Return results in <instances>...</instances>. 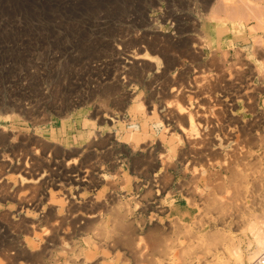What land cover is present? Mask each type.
<instances>
[{
  "label": "bare ground",
  "instance_id": "obj_1",
  "mask_svg": "<svg viewBox=\"0 0 264 264\" xmlns=\"http://www.w3.org/2000/svg\"><path fill=\"white\" fill-rule=\"evenodd\" d=\"M203 1H204L203 5L205 8L204 9L205 13L202 16L210 24L211 33L202 29L204 27V25L201 28L202 30H199L198 29V23H196L197 21L193 22L191 24H189V22H188V24H186L185 23L186 20H194V18L192 17V14H184V15L180 14L179 15L178 13L177 14L168 13L169 15L167 14V18L165 21H168L170 23V25H174L176 27V29L174 28L178 34L176 37L175 36L174 37H171V36L167 37V35H164L162 33V31H160L158 28H154L153 26L151 27L152 29L151 28L148 29L147 27H149L154 22L153 21L152 23H149V24H142L140 28H143V30L140 34H137L135 36L124 35V36H121L120 39L115 38V40L111 41L110 44H111V48H112V59H111V61L109 60L110 63L108 61L109 71L107 73L108 76H106V77H108V79H107L108 82L110 81L109 87L111 86V89L108 91V93L106 91V93H107L106 100H105V102L100 103L101 106L98 107V109H95L96 112L94 113L93 117L98 122L104 123V122L109 121L113 124V128L120 129V131H122L125 139L127 140V144L130 145L129 146L130 148L128 147L129 150L126 148L124 150V152L127 155L128 154L132 155V154H135L137 152L142 153V155L144 156L143 160L147 161V163L145 164L147 168L144 167L145 169H143L146 172L145 173L146 175H143L144 173H141L142 175H140V178H142V177L146 178L148 187L153 188V190H154V188L158 189V192L165 191V190L169 189V187L167 188V186L172 184V182H173V178H172L173 176L171 177V174H169V173L171 170L177 171L179 168V165H181L183 167V170H184V172L182 170L181 173L191 172L193 175V178L190 176L192 178V180H190L191 183H189V185L186 183L188 180L185 182L188 185L187 187L189 190L190 197L195 198L196 194H199L198 185L201 182H204L205 185L209 186L212 189V191H210V193H208V195L207 194L205 195L206 197H203L202 194L198 195V196H202V198L198 199V200L201 201V204L204 203L203 205H205V206H203V205L202 206L204 208H206V213H207V211L209 212L211 210L216 211L218 214H220V215H218V216H220L219 223L221 221L226 225H227V223H225L226 221H228L230 219H234L233 223L235 226L236 220H241V219H239L241 217V216H239L241 213L239 215H238V213L241 212V210L243 208L242 204L238 203V201H240V199H238V197L240 196V192L235 191L236 195L235 196L232 195L231 198L228 197L229 199L227 198V200H226L224 198L219 199L216 196V191L218 190V193H221V195H225L222 193L224 190V189L222 190V188H224L226 186V185L224 186V184H226V183L222 182V181H224V180H222V178H223L222 173L223 172H225L226 174H230V178H231V184L230 185H232L230 187H233L235 184L236 189L238 186L241 187V186H245V185H249V184L253 185V189H254L255 187H258V186L261 187V185L263 184L262 182H264V126L262 127L261 126L262 124L259 125L260 123L258 124L257 121H255V122L252 121V123H250V121L247 122L246 120L236 119V117L233 115L234 108L236 107V105H238L239 102H245V105H248L252 109L254 107L258 106L257 98L255 95V89L253 88L254 84H252V80L256 77V75H258L256 73L258 72L261 74V71L259 72L258 68H255V67H254L255 69H253L251 67V65H253V64H251V62L248 63L249 61L248 62L245 61V63H244L242 61L239 62V60H238L239 63H236L237 61L234 60L235 64L234 63L229 64L231 61L228 60L229 56H227V55H230V54H228V48H226V47H229V45H231V43L233 42V40L230 39L231 38L230 31L238 34V36H239V35H241V29H243V31L246 30L244 24L242 23V18L240 19V15L242 13L237 12V11H236L237 13H235V11H234V13H229L228 11H224L225 7H223V6H222L223 10L220 7L221 10L212 11L214 8H212L210 10V5H211L210 0H203ZM225 1H228V0H225ZM238 1H236V2H238ZM230 2H232V0H230ZM190 3H191V1H190ZM225 3H228V2H225ZM196 4H198V3H196ZM230 4L232 5V3H230ZM178 5H180V4H178ZM178 5H176V6H178ZM203 5H201V7ZM217 5H218V3H217ZM236 5H237V3H236ZM219 6H218V8H219ZM237 6L239 7V5H237ZM153 8H155V7H153ZM180 8H181V6H180ZM193 8H195V7H193ZM169 9L171 10V8H169ZM169 9H168V11H169ZM157 10H158V8H157ZM237 10H239V9H237ZM240 10L243 11V9H241V8H240ZM197 11H199V10H197ZM178 12H179V10H178ZM249 12H251V11H249ZM238 13H240V15H238ZM200 14H201V12H200ZM249 14H251L252 16L255 15L252 12ZM246 15H248V14H246ZM145 16H147V15H145ZM154 16H156V15H154ZM256 16L257 15L253 16L255 18V20L257 19ZM248 17H249V15H248ZM253 17H251V18L254 19ZM245 20H244V23L247 24V22H245ZM149 21H151V20H149ZM251 21H253V20H251ZM248 22H250V21L248 20ZM257 22H258V19H257ZM159 25L162 26L163 24H159ZM254 26L255 25H253V27ZM250 27H252V26H250ZM250 29L252 30V28H250ZM255 30H257V29H255ZM252 31H254V29ZM252 39L253 38H251V40ZM132 49H135V50H132ZM206 49L210 51L211 54L209 53V55H211L210 56L211 58L209 59V61L202 62L201 60H202V57H204L203 54H204V51ZM236 51L237 50L235 49V54H236ZM251 53L253 54V52H251ZM110 54H111V52H110ZM253 56L255 57V54ZM235 58H238V57L236 56ZM107 59H108V57H107ZM248 60H249V58H248ZM260 63L262 64L261 61H260ZM154 69H157L156 73H153ZM174 70H175V74H173ZM104 72H105V70H104ZM99 76H97V77L99 78ZM62 77H64V76H62ZM101 77H103V76H101ZM76 78L77 77H75L73 79L76 80ZM96 78H95V80H96ZM262 78H264V77H262ZM259 79L260 78H258V80ZM13 80H14V82L22 80L26 83L28 81H31V78L24 76V78L18 77L16 80H15V78L10 79L11 82H13ZM76 81H78V79ZM76 81H74V82L76 83ZM102 82H104V81H102ZM97 83H99V82H97ZM135 84H140L148 92V95H147L148 99L146 100L148 108H146L147 105L145 102L140 101V104L144 107V111H143L144 112V120L142 123L139 122L135 118H133L130 122L125 120V118H124L126 101L133 97L132 94L129 92L130 90H128V88L132 87V86L133 87L136 86ZM60 85L62 86V83ZM93 85H94V83H93ZM93 85H92V87H93ZM76 86H77V84H76ZM89 86L91 87L90 84H89ZM101 86H102V84H101ZM101 86H100V88H101ZM107 86H103V87L107 88ZM74 87L75 86H73L72 88H74ZM90 87H88V88H90ZM76 88H78V87H76ZM95 88H96V85H95ZM68 89H71V87ZM68 89H67V91H68ZM79 89H80V86H79ZM21 90L22 91H20L18 89V92L20 91L21 96H22V98H19V99L13 98L14 96L16 97L17 92L12 91V89L9 90V92L10 93L14 92L12 94L13 97L9 96V98L7 99L4 96H0V122H3L5 125L4 127L2 125H1L2 127H0V168H2L1 170H7V172H9V173L10 172L11 173L16 172L19 175V177L22 178L24 181L23 185H20L22 187H16V189L20 188L19 190L10 191L11 190L9 188L10 186L8 187L7 182H6V184H4L3 179H2L3 177H6V175L4 176L3 173H2L3 175L0 173L1 174L0 175V202L1 203L2 202L8 203L9 201L15 202V205L18 207V209L21 212V216L23 215L22 217H20L19 220H17L15 218V216H13V214L10 215V213L9 214L8 213L7 214L0 213V264H29V263H32V264H40L41 263L42 264L43 263L42 260H43V258H45L44 255L47 256L46 252H48V250H51L53 247H57L58 244L60 246L61 245L64 246V242L70 234V231L68 229H65L66 221H68L69 219L72 220L74 223H77V224L82 222L81 223L82 226H80V229L84 230V231H85V229L90 227V225L92 226V223H94V222L99 223L100 226H104V227H106V226L108 227L110 224H111V226H113L112 222H114V224L116 223L115 224L116 227H115V225H114V227L117 228V231L119 230L121 232V236H120V232L119 233L117 232L119 234V237L117 238V240L114 239L115 240L114 242L111 241V243H113L115 245L118 244L117 246H119V243H122V239L123 238L125 239V237H122L123 234L125 235L129 231L131 232L136 228L135 227L136 225L135 226L133 225L134 223L133 224L131 223V225L129 223L128 224L126 223V220L128 219V211L125 210V207L123 209L121 205H120V207H118L117 204H116L117 207L114 205L115 203H118V204L120 203V200H118L117 196H111L110 195L112 198L111 201H112L114 207H112V206L109 207L108 203H106L105 205H104V202H103V204L100 203V200H99L100 197L98 195H97V197L95 196V197H92L88 200L86 198L87 190L89 191L90 189L91 190L94 189L96 191V189L98 190V188L104 184L110 185L113 189L116 187L115 183L111 184V182H113V181L109 182L106 178L103 177L104 175L101 177H98V174L103 171L102 170L103 166H102V169H100V166H98L100 164V160H98L96 165L94 163L95 160H94V162L92 161L94 163V165L88 167L87 165H89V164H87V163H90V162L86 163L85 160L75 158L74 157L75 154L74 155L67 154V153H63L60 155L55 154V155H53L54 159L53 158L49 159V160L45 159L46 158L45 156L47 155V151L53 152V150H52L53 147L48 146V144H46L44 142V140H42L41 137L39 136V132H40L39 131V124L47 122L48 119L46 118V116H43V118H41V119H39L40 117L38 118L37 114L41 115L42 113L35 111V110L33 111L35 106L33 105L32 100L29 101V99L27 97V95H29V93L27 92L28 88L26 89L24 87ZM74 90H76V89H74ZM85 90H86V87H85ZM42 91H44V90L42 89ZM51 91H53V90H51ZM51 91L49 90V92H51ZM31 92H32V90H31ZM54 92H55V90H54ZM59 92L61 93V91H59ZM88 92H89V90H88ZM88 92H87V95L85 93H83L86 96L81 98L82 102L80 104H79V101L78 102L73 101V102L75 104L77 103V105H88V104H90L91 99L94 97V96L92 97V94L94 91L91 90V93H90L91 95H89ZM147 92H146V94H147ZM42 93L44 94V92H41V95H42ZM56 93H57V91H56ZM56 93H55V95H56ZM71 94L72 93H70V95ZM52 95H51V97H52ZM55 95H53V96H55ZM102 95H103V93H102ZM21 96H19V97H21ZM65 96L66 95H64V97ZM75 96H76L75 98L73 97L74 99L77 98V94ZM100 96H101V94H100ZM115 96H118V97H115ZM29 97L31 98L32 96H29ZM51 97H49V98L51 99ZM42 98H43V96H42ZM69 98H71V97L69 96ZM40 99H39V101H40ZM46 99H47V101L49 100L48 97ZM44 100H45V98H44ZM66 101H68V100H66ZM263 101L264 100H262V103H263ZM59 103H64V102H58V104ZM69 103H70V101H69ZM36 104L39 105V103H36ZM109 104L110 105L112 104L114 109H110ZM53 105H57V104L55 103ZM70 106H71V108L68 106L69 108L66 107L65 109L63 107L64 110L60 109V113H58V114L60 115L61 118L63 117L65 119H69L71 117V112L69 110H74V109H72V107H75L76 105H70ZM98 106H99V104H98ZM243 106H244V104H243ZM60 108H62V107H60ZM42 109H44V107ZM146 110H149V113H146ZM249 110L250 109L248 108V113L250 112ZM252 111L255 113L254 110H252ZM257 111H259V110H257ZM244 112H247V111L244 110ZM228 113H231L232 115L230 116ZM259 114H261V113H259ZM256 115H254V117ZM90 118H92V117H90ZM259 118L261 119V117H259ZM261 121H263V120H261ZM22 123H25V124L28 123L32 128H35L34 131L36 132V134H34L33 136H30L29 135L30 133L28 135H24L22 131L16 130L17 125L22 124ZM161 126L164 129L163 132H165V135H164L165 138L162 139V141L159 140L161 142L159 144H162V146L155 148L156 139H157V138H155V136H156V134H157V132ZM8 127H12L13 130L9 129ZM93 133L94 132L91 131L90 136H92ZM121 136H122V134H121ZM108 137L110 138V136H108ZM108 137H106L107 139L101 140L100 142H102V141L104 142L105 140H106V142H108V139H109ZM166 137L169 140L168 141L169 146H164ZM92 138L93 137H91L90 139H92ZM112 138L113 137H111V139ZM176 139L183 143L182 148L179 150L177 149V146L175 145ZM95 141H96V139H95ZM96 144L95 145L92 144L93 146L88 145V147H86V148H88V151H91V152H97V148L100 149V147L102 149V146H97ZM224 144H233V148L231 149V151L222 150V146ZM107 145H109V143H107ZM118 145H119V143H118ZM110 147H111L110 145H109V147L106 146V148H110ZM7 152H12V154L13 153L14 154L22 153L20 156L23 159L22 162L24 161L25 163L23 162L22 165H16L15 166L13 163V160L9 158L10 156H6L7 154L9 155V153H7ZM90 154L91 153H89V155ZM92 154H94V153H92ZM96 154H98V153H96ZM85 155H87V154H85ZM89 155H87V156H89ZM106 155H104V156H106ZM83 156H84V154H83ZM98 156H96V157H98ZM11 157H12V155H11ZM50 157L51 156H49V158ZM79 157H82V156H79ZM89 157H86V158H89ZM96 157H94V158H96ZM17 158L15 161H17ZM117 158L115 157V159H117ZM127 158H128V156H127ZM135 159L137 160V158H135ZM174 159H176V162H174ZM113 160H114V158H113ZM126 160H128V159H125V161ZM143 160H141V161H143ZM87 161H89V160H87ZM101 161H104V160H101ZM132 161H134V160H132ZM119 162H120V160H116L115 162H112V164H110V165H112V170H114L113 168L118 166V164L122 163L123 160H122V162H120V163ZM108 167H110V166H108ZM138 167H136V168H138ZM199 167H202L205 169H202ZM119 170H118V172L120 173ZM138 170L142 171V169H140V168ZM215 170H218V172H216ZM133 171H135V169H133ZM2 172H5V171H2ZM150 172H152V174L155 173V175L152 177V175H150ZM6 174H8V173H6ZM137 174H139V173H136V175ZM116 176H117V174H116ZM123 178L125 179L124 181H126L127 183H131V181L129 179H127V177H123ZM191 178H189V179H191ZM6 179H4V180L6 181ZM227 179H229V178H227ZM117 180H116V183H117ZM120 180H122V179H120ZM146 180H145V183H146ZM190 181H188V182H190ZM180 182H181V180H180ZM122 183H120V184H122ZM176 183H177V181H176ZM178 183L176 185H178ZM8 184L10 185V183H8ZM124 184H126V183H124ZM122 186H124V185H122ZM119 187H121V185ZM260 187H258V188H260ZM263 187H264V184H263ZM121 188H123V187H121ZM227 188H228V186H227ZM181 189L185 190L184 188H181ZM260 189H259V191H260ZM147 190H146V192H148ZM172 190H170V192ZM220 190H222V191L220 192ZM233 190H235V189H233ZM243 190L241 192V193H243V194H241L242 196H244L246 194V193L244 194ZM262 190H264V189H262ZM117 191H118V189H117ZM200 191H202V190H200ZM204 191H206V190H204ZM151 192H152V190H151ZM170 192H169V194H170ZM153 193H154V191H153ZM202 193H203V191H202ZM252 193H254V192H252ZM154 194H156V193H154ZM166 194H168V193H166ZM151 195H152V193H151ZM151 195L149 194V199H150ZM221 195H218V196H221ZM250 195L254 196L253 194H250ZM146 196H148V195H146ZM182 196L184 197V195H182ZM246 196H244V197H246ZM145 197L144 198L142 197V198L145 199ZM107 198L109 199V197H107ZM185 198H187V197H185ZM249 198H250V196H249ZM249 198L247 197V199H249ZM76 199H82L83 201L85 200V202L78 205V203L73 202V200H76ZM151 199L153 200V197ZM164 199H162V200H164ZM253 199L255 200V198H253ZM256 200H258V199L256 198ZM105 202H106V200H105ZM155 202H156V200H154V202L151 203V205H149V207L147 209V211H152L151 216H149L151 220L155 219L156 213L161 214L162 213L161 211L163 209L162 208L163 206L162 207L161 206L155 207V204H156ZM66 203H68V208H69V209H67L69 212L67 214L70 215V216H68V218H67V215H65L66 217L64 216V212L66 210L65 209ZM260 203H261V201L259 202V204ZM120 204H122V203H120ZM198 204H200V202ZM232 204H234V205H232ZM110 205H111V203H110ZM188 205L189 206H196L195 202H193V201L191 203L188 202ZM200 207H201V205H200ZM127 208H130V207H127ZM145 208H147V207H145ZM250 208H251V206H250ZM41 209L43 212L41 213V215L39 217H36L37 212L40 211ZM259 210H260V208H259ZM198 211H199L198 213L201 215L202 213H200L199 209H198ZM203 211H205V210L203 209L201 212H203ZM235 211H238V213ZM109 212H112V214H113V221H111V219H109V220L106 219L107 220L106 222L102 221L105 219V218L104 219L102 218V217H104V213H109ZM245 212H247V210H245ZM255 212L257 213L258 211H255ZM195 213H197V212H195ZM203 213H205V212H203ZM207 214L209 215V213H207ZM249 214H252L251 209H250ZM253 214H255V213H253ZM263 214L264 213H262V215ZM200 215L199 216L197 215V216L200 217ZM204 215L203 216L201 215L200 218H202V217L204 218ZM257 215H260V214L257 213ZM197 216H196V218H197ZM249 217H250V215H249ZM256 217H258V216H256ZM175 218L177 220L178 217L175 216ZM241 218H245V217H241ZM160 219L161 218H159V220ZM205 219H209V218L205 217ZM132 220H134V219H132ZM171 220H172V218H171ZM198 220H196L195 222L198 223ZM242 220H244V219H242ZM144 221H145V219H144ZM200 221H201V219H200ZM206 221H204V222H206ZM215 221H216V219H215ZM255 221H253V218H252V220L249 221V223L246 224L247 226L245 227L247 229V230L246 229L245 230L249 233V235L252 238L250 240V242H248L249 248H247V249H249V252L247 255V259L245 260V258L243 256L244 253L242 254V251H240V247L234 245L232 248H230V249L227 248V250H225V251H227V253H229V254H227L228 256L225 255L226 256L225 260H228L227 263L225 261H223V259H222L219 262V264H228V262L230 263V261L233 262L234 264H256L257 263L259 257L262 255V253L264 251V218H263V221H261L260 223H259V221H258V223H256ZM129 222H133V221H129ZM173 223L176 224V222H173ZM173 223H171V224H173ZM193 223H192V225H193ZM208 223H210V222H208ZM216 223H218V222H216ZM238 223H240V221ZM93 225H95V224H93ZM188 225H189V223H188ZM240 225H239V227H241ZM138 226H140V225H138ZM172 226H174V225H172ZM179 226L181 227V225H179ZM198 226H195V228ZM95 227H93V229ZM104 227H102V228L104 229ZM166 227L167 226H165L164 228H166ZM168 227H170V226H168ZM213 227L211 230H213ZM76 228H77V226H76ZM115 228H113V229H115ZM189 228L188 229L186 228V229L190 230ZM195 228L192 229V230H194V233H195ZM235 228L236 227H234V229ZM93 229L91 227L90 232ZM223 229H225V228L223 227ZM223 229H222V232L224 231ZM88 230H86V232ZM96 230L97 231L101 230V228L100 229L97 228ZM107 230H110V228ZM155 230H157V229H155ZM176 230H177V228H175V232H176ZM230 230H231V226H230ZM104 231H102V232L99 231L98 234L101 233V235H105V234L107 235V233L102 234ZM134 231H133V233L136 234V230H134ZM157 231H159V230H157ZM171 231L172 230L170 229V233H171ZM215 231H216V228H215ZM149 232H150V230H149ZM160 232H161V230H160ZM177 232H180V231L178 230ZM183 232H180L179 234L182 235ZM188 232L189 231H187V233ZM220 232H218V235ZM40 233H41V235L43 234L44 237L49 238L48 241H50V244L47 245L49 243L48 242L46 244L47 246L45 245L42 252L40 250L41 253L35 254L34 248L36 247V243L40 242V239L43 238V236L41 237V235H39ZM79 233H81V232H79ZM109 233L111 234L113 232L111 231ZM153 233H155V232H153ZM166 233H168V235H166V236H169V234H170L169 230ZM92 234H93V231H92ZM135 234H133V235H135ZM172 234H174V233L172 232L171 236H172ZM185 234H184V236L186 237L187 234L186 235ZM224 234H220L219 236L222 237V235L223 236L226 235L228 238H230V236H228L227 234H225V235ZM20 235H24V237H26L25 242L22 241L26 244L25 249H23V247L21 246V243H20L21 241L20 242L18 241L17 243H13L12 241L7 240V238H12L13 236H14V238L20 237ZM210 235L209 236L212 238L213 234H210ZM92 236L94 237V234ZM126 236H128V238H131V237H129V235H126ZM143 236H141V237H143ZM148 236H150V235H148ZM188 236L189 235H187L186 239L188 240L187 242L189 243V240H191V239H188ZM215 236H217V235H215ZM98 237H100V236H98ZM135 237L133 236L134 239H135ZM157 237H155L154 239H156ZM175 237L176 236H174V240H175ZM190 237H192V234H191V236H189V238ZM197 237H195V238L197 239ZM221 237H220V240L217 241L218 243L221 242ZM128 238L125 239L126 240L125 242H127ZM150 238H152V237H150ZM160 238L161 239L157 238L158 241L166 239V238L162 239V237H160ZM132 239H130V241ZM192 239H194V238H192ZM200 239L201 238L199 237V240ZM224 239H227V238L225 237ZM100 240L102 241L101 238H100ZM104 240H106L105 236H104ZM139 240L140 239L138 238V241ZM172 240H173V238H172ZM215 240H217V238L214 239L213 241H215ZM93 241H95V240H93ZM147 241H149V240H147ZM178 241L180 242L181 240H178ZM153 243H155V241H153ZM156 243H157V241H156ZM159 243L157 244L158 246L161 244V243L160 244ZM163 243H164V241L162 242L161 245H163ZM183 243H181V244L183 245ZM191 243H194V242L192 241ZM89 244H90V242H89ZM131 244H133V243H131ZM131 244L129 246H131ZM181 244H179V245L181 246ZM223 244H214V245H217L216 247L219 250V247ZM93 245H95L96 248H103V242L102 243L101 242H98V243L95 242ZM108 245L109 244H107L106 246H108ZM125 245H126V243H125ZM141 245H139V246H141ZM173 245H174V243H173ZM188 245L185 247L187 248ZM191 245H193V244H191ZM42 246H44V245H42ZM117 246H115V248ZM139 246H138V249H139ZM112 247H114V245ZM133 247L135 248V245H133ZM146 247H145V249L142 248L143 253L144 252L146 253V250H147ZM177 247H179V246H177ZM177 247L175 244L176 249L181 250V251H182V249H184L183 247H181L182 249L177 248ZM49 248H51V249H49ZM61 248H63V247H61ZM115 248H113V249L115 250ZM130 248H127V249L130 251L131 250ZM160 248H162V247H160ZM168 248H166L167 252L169 250ZM172 248L174 249V246ZM37 249H39V248H37ZM149 249H151V248H149ZM176 249H174V250H176ZM65 250H67V249H65ZM157 250H158V248L156 249V251ZM178 250H177V252H178ZM11 251H13V252L16 251V252L14 254L10 255ZM82 251H84V250H82ZM164 251H165L164 253H167L165 249H164ZM189 251L188 252L186 251V252L189 254ZM49 252H51V251H49ZM169 252H170V250H169ZM183 252H185V251H183ZM135 253L138 254L137 250L135 251ZM221 253H222V251H221ZM157 254H158V252H157ZM162 254H163V251H162ZM223 254H226V252H224ZM138 255H140V253ZM142 255L146 256L147 254L146 255L142 254ZM168 255L171 256V253L167 254V257H169ZM182 255H183V253L181 254V256ZM209 255H210V253H209ZM209 255L207 253L205 255V257L209 256ZM135 256H136V254H135ZM157 258L159 259V257H157ZM160 258H161V256H160ZM212 258H213V256H212ZM212 258H210V260H212ZM215 258L218 259V255ZM208 259H209V257H208ZM137 260H139V259H137ZM160 260L158 261L159 263H157V264H164ZM193 260H194V258H193ZM83 261H85V260H83ZM139 261H141V260H139ZM205 261L209 262L206 259H205ZM145 262H146V260H145ZM153 262L156 263L157 261H153ZM163 262H166V261H163ZM80 263H83V262H80ZM80 263H78V264H80ZM189 263L190 262H188V264ZM195 263H197V262H195ZM214 263L216 264V262L213 261L212 264H214ZM83 264H86V263H83ZM88 264H92V263L88 262ZM138 264H141V263L139 262ZM182 264H184V263H182ZM206 264H209V263H206Z\"/></svg>",
  "mask_w": 264,
  "mask_h": 264
},
{
  "label": "rangeland",
  "instance_id": "obj_2",
  "mask_svg": "<svg viewBox=\"0 0 264 264\" xmlns=\"http://www.w3.org/2000/svg\"><path fill=\"white\" fill-rule=\"evenodd\" d=\"M190 1H191V3H190ZM219 1L218 0H210V4H211L210 10L212 8H214L212 11H217V10H221V9L223 10V7H225L226 9L224 8V11H228L229 13H234V11H235V13H237V12L242 13L241 15H240V13H238V15H240V19L242 18V23L244 24L245 29H246L244 31H243V29H241V35H239V36H238V34L230 31V33H231L230 39H232L234 43L232 42L231 45H229V47H226V48H228V54H230V55H227V56H229L228 60L231 61L229 64H233V63L235 64V61H237L236 63H239L240 61H242L244 63H245V61L246 62L249 61L248 63L251 62V64H253V65L250 64L253 69L258 68V71L259 72L261 71V74L257 72L256 74H258V75H256V77L252 80V84H254L253 88L255 89V95L257 98L258 106L254 107L252 109L248 105H245V102H239L238 105H236L237 108L236 107H235L236 109L234 108L233 115L236 117V119L246 120L247 122L250 121V123H252V121H254V122L257 121L258 124L259 123H260L259 125L262 124L261 126L263 127L264 126V116H263L264 115V101L262 103V100H264V78H262V77H264V73H263L264 72V0H239V1L238 0H235V1L232 0V2H230V0H228V1L221 0L220 1L221 3ZM236 1H238V2H236ZM225 2H228V3H225ZM235 2L237 3V5H239V7L241 9H243V11L240 10V8L236 5ZM196 3H198V4H196ZM217 3H218V5H217ZM230 3H232L233 6ZM178 4H180V5H178ZM200 4L203 5L204 1L203 0H201V1L200 0H193V1L192 0H0V93H1L0 96H4L8 99L9 96L13 97L12 94L14 92H17L16 97L14 96L13 98L19 99V98H22L21 93H20V91H22L21 89H23L24 87L26 89L28 88L27 92L29 93V95H27V97H28L29 101L32 100L33 105L35 106L33 111L35 110V111L42 113L41 115L36 113L38 118L40 117L39 119L43 118V116H46V118L48 119L47 122L39 124V131H40L39 136L41 137L42 140H44V142L46 144H48V146L53 147L52 148L53 152L47 151V155L45 156L46 157L45 159H48V160L52 159V158L54 159L53 155H55V154L56 155H58V154L60 155L63 153L72 154V155L75 154V156H74L75 158L85 160L86 163L90 162V163H87V164H89V165H87L88 167L94 165V163L96 165L98 160H100V164L98 163L99 164L98 166H100V169H102V166H103V169H102L103 171L98 174V177H101L104 175L103 177L106 178L109 182L113 181V182H111V184L115 183L116 187L112 189V187L110 185L104 184L101 187H99L98 190L96 189V191L94 189H92V190L90 189L89 191L87 190V193H88V194L86 193L87 200L92 198V197H95V196L97 197V195H98L100 197L99 198L100 203L103 204V202H104V205L106 203H108L109 207H111V206L114 207L113 203L111 201V199H112L111 196H117L118 200H120V203H122V204L115 203L114 205L116 207H117V205H118V207H120V205H121L123 209L125 207V210L128 211V219L126 220V223L127 224L129 223L130 225H131V223L132 224L134 223L133 225L134 226L136 225L135 226L136 228L134 229V230H136V234L133 233L134 230L131 231L132 233L129 231L127 234H125V235L123 234L122 237H125V239L128 238V236H126V235H129V237H131V238H128L129 240L127 239V242H125L126 240L124 238L123 239L121 238L123 244L119 243V246H117L118 244L115 245V244L111 243V241L114 242L115 241L114 239L117 240V238L119 237L118 233L120 231L119 230L117 231V228H115L116 223L114 224V222H112L113 226H111V224H110L108 227L107 226L104 227V226H100L99 223L94 222V223H92V226L90 225V227H88L84 231V230L80 229V226H82L81 225L82 222L77 224V223H74L72 220L69 219L68 221H66L65 229H68L70 231V234L66 238V240L64 242V246L63 245L60 246L58 244L57 247H53V248L51 247L52 249L49 248L51 250H48V252H46L47 256L44 255L45 258H43V260H42L44 264H78L80 262H83L86 264H88V262L89 263L91 262L92 264L93 263L94 264H138L139 262L141 264L142 263L143 264L144 263L145 264H154L155 262H153V261H157L155 263V264H157V263H159L158 261L161 258L162 259L160 261H162V263H164V264H168V263L169 264H171V263L172 264H179V263L180 264H182V263L188 264V262H190L189 264H206V263L212 264L213 261L216 262V264H219V262L222 259H223V261H225L227 263L228 260H225V257L228 256L227 254H229V253H227V251H225V250H227V248L228 249L232 248L234 245L240 247V251H242V254L244 253L243 256H244L245 260L247 259V255L249 252V249H247V248H249L248 242H250V240L252 238L249 235V233L246 231L247 229L245 227L247 226L246 224H248L249 221L252 220V218H253V221L256 220L255 221L256 223H258V221H259V223L261 221H263L264 214L262 215V213H264V211H263L264 210V195H263L264 190H262V189H264V187H263L264 182H262L263 184L261 185V187L258 186L261 189L258 187H255L253 189V185H251V184L241 186V187L238 186L236 189L235 184L233 187H230V186H232V185H230L231 184L230 174H226L225 172H223L222 173V175H223L222 180H224V181H222V182L226 183V184H224V186L225 185L226 186L224 188H222V190L224 189L222 193L225 195H221V193H218V190H217L216 196L219 199L224 198L227 200L228 197L231 198L232 195L233 196L236 195L235 191L240 192V196L238 197V199H240V201H238V203L242 204L243 208H242V210L240 209L241 212H239V213H238V211H235V212H237L238 215L241 213L239 216L245 217V218L240 217L239 219H241V220H236L237 223L235 222V226L233 223L234 219H230V220L226 221L225 223H227V225L221 221L219 223L220 216H218V215H220V214H218L216 211L211 210L209 212L207 211V213H209V215H208L206 213V208L203 207V206H205V205H203L204 203L201 204V201L198 200V199H201L202 196L206 197L205 195L206 194L208 195V193H210V191H212V189L209 186L205 185L204 182H201L198 185L199 194H196L195 198L190 197L189 190H188L187 186L189 185V183H191L190 180H192L193 175L191 172L181 173L183 170V167L181 165H179V168L177 171L171 170L169 173V174H171V177L173 176L172 177L173 178L172 184L167 186V188L169 187L170 190H172L174 188L171 192L169 189H167L165 191H161V192H158V189H155V188L153 190V188L148 187L146 178H144L142 176H141L142 178H140V175H142L141 173H144L143 175H146L145 174L146 172L143 169L147 168L145 165L147 163V161L143 160L144 156L142 155V153L137 152V153L132 154V155H129V154L127 155L124 152V150H125V148L129 150L130 145L127 144V140L125 139L122 131H120V129L113 128V124L109 121L102 123V122L96 121L93 117L94 113L96 112L95 109H98V107L101 106L100 103L105 102L107 93L111 89V86L109 87L110 81L108 82V80H107L108 77H106V76H108L107 73L109 71L108 65L112 59V48H111V44H110L111 41L115 40V38L120 39L121 36H124V35L135 36L137 34H140L143 30V28H140L141 25L142 24H149V23H152L153 21L154 22L149 27H147L148 29H150L153 26L154 28H158L160 31H162V33L164 35H167V37H169V36H171V37L175 36L176 37L178 35L177 31L175 30L176 27L174 25H170V23L168 21H165L168 13H175V14L178 13L179 15L180 14L181 15L192 14V17L194 18V20H186L185 23L188 24V22H189V24H191V23L197 21L196 23H198V29L199 30L204 29L207 32L211 33L210 24L202 16L205 13L204 5L201 7ZM226 4L227 5L229 4V5L227 6ZM176 5H178V6H176ZM180 6H181V8H180ZM218 6H219V8H218ZM153 7H155V8H153ZM193 7H195V8H193ZM220 7H221V9H220ZM157 8H158V10H157ZM169 8H171V10ZM168 9H169V11H168ZM237 9H239V10H237ZM178 10H179V12H178ZM197 10H199V11H197ZM248 10L251 11L253 14L257 15L256 18L258 19V22H257V19L255 20V18L253 17L255 15L252 16L251 14H249L251 12H249ZM200 12H201V14H200ZM244 14L245 15L248 14L249 17H248V15H246L247 16L246 17ZM145 15H147V16H145ZM154 15H156V16H154ZM251 17H253L254 19H252ZM149 20H151V21H149ZM244 20H245V22H247V24L244 23ZM248 20L250 22H248ZM251 20H253V21H251ZM159 24H163V25L161 26ZM252 24L255 26L253 27ZM203 25H204V27H203ZM250 26H252V27H250ZM250 28H252V30L254 29V31H252ZM255 29H257V30H255ZM251 38H253V39L251 40ZM234 48L237 50L236 54H235ZM132 50H135V49H132ZM110 52H111V54H110ZM251 52H253V54ZM209 53H210V51L207 49L204 51V54H203L204 57H202V60H201L202 62L209 61V59L211 58L210 57L211 55H209ZM254 54H255V57L253 56ZM235 55L238 58H235L236 57ZM107 57H108V59H107ZM248 58H249V60H248ZM238 60H239V62H238ZM108 61H109V63H108ZM260 61L262 62V64L260 63ZM104 70L106 73L104 72ZM156 72H157V69H154L153 73H156ZM173 74H175V70L173 71ZM24 76L30 77L31 81H28L26 83L22 80H21L22 82L21 81L14 82V80H13V82L10 81V79H12V78H15V80H16L18 77L24 78ZM62 76H64V77H62ZM97 76H99V78ZM101 76H103V77H101ZM75 77H77L76 80L78 79V81L73 79ZM95 78H96V80H95ZM258 78H260V79L258 80ZM101 80L104 82H102ZM74 81H76V83ZM97 82H99V83H97ZM61 83H62V86L60 85ZM93 83H94V85H93ZM76 84H77V86H76ZM89 84L91 85V87L89 86ZM101 84H102V86H101ZM92 85H93V87H92ZM95 85H96V88H95ZM99 85L101 86L102 89L100 88ZM135 85L136 86H134V87L132 86V87L128 88V90H130L129 92L132 94L133 97L131 99L127 100L128 102L126 101L124 118H125V120H127L129 122L133 118H135L139 122L142 123L144 120V112H143L144 107L140 104V101L146 103V100L148 99L147 98L148 92L140 84H135ZM73 86H75V87L72 88ZM79 86H80V89H79ZM103 86H107V88L103 87ZM70 87H71V89H68ZM76 87H78V88H76ZM85 87H86L87 91L85 90ZM88 87H90V88H88ZM11 89H12V91H14L13 93L9 92V90H11ZM18 89L20 90L19 92H18ZM42 89L44 91H42ZM67 89H68V91H67ZM74 89H76V90H74ZM31 90H32V92H31ZM49 90L50 91L53 90V91L49 92ZM54 90H55V92H54ZM88 90H89V92H88ZM91 90L94 91L92 94V97L94 96L95 98L94 97L93 98L95 100L92 98L93 100L91 99V101H90L91 103L89 102L90 104H88V105H77V103L76 104L74 103L76 101L77 102L79 101V104H80L82 102L81 98L86 96L87 92L89 93V95H91L90 94ZM56 91H57V93H56ZM59 91H61V93ZM106 91H107V93H106ZM41 92H44V94L42 93V95H41ZM146 92H147V94H146ZM55 93H56V95H55ZM70 93H72V94L70 95ZM83 93H85L86 95H84ZM99 93L101 94V96ZM102 93H103V95H102ZM52 94L55 96H53ZM63 94L66 96L64 97ZM76 94H77V98L74 99L76 97L75 96ZM51 95H52V97H51ZM19 96H21V97H19ZM29 96H32V97L30 98ZM42 96H43V98H42ZM69 96L71 98H69ZM47 97L49 99L48 101L46 99ZM49 97H51V99ZM115 97H118V96H115ZM44 98H45V100H44ZM39 99H40V101H39ZM66 100H68V101H66ZM69 101H70V103H69ZM58 102H64V103L58 104ZM36 103H39V105H37ZM55 103L57 105H53ZM98 104H99V106H98ZM243 104H244V106H243ZM70 105H76L75 107H72V109H74V110H69L71 112V117L69 118L70 120L65 119L63 117L61 118L60 115L58 114V113H60V109L64 110L68 106L71 108ZM146 105H147V103H146ZM109 106H110V109H114L112 104L111 105L109 104ZM41 107L42 108L44 107V109H42ZM60 107H62V108H60ZM63 107H64V109H63ZM146 108H148V105L146 106ZM248 108L250 109L249 113H248ZM256 109L259 111H257ZM244 110L247 112H244ZM252 110H254L255 113ZM146 113H149V110H146ZM259 113H261V114H259ZM228 114L230 116L232 115L231 113H228ZM254 115H256V116L254 117ZM90 117H92V118H90ZM259 117H261V119ZM261 120H263V121H261ZM1 125L3 127L5 126L3 122H0V127H2ZM8 128L13 130L12 127H8ZM16 130L22 131L24 135H28L30 133L29 135L33 136L34 134H36V132L34 131L35 128H32L28 123L27 124H25V123L18 124L16 127ZM91 131L94 132L92 134V136H90ZM163 131H164V129L161 126L159 128L156 136H155V138H157L155 148L162 146V144H159V143H161L160 141H162V139L165 138V136H164L165 132H163ZM121 134H122V136H121ZM108 136H110V138ZM91 137H93V138L90 139ZM106 137L109 138L108 142H106V140L104 142L103 141L100 142L101 140L107 139ZM111 137H113V138L111 139ZM95 139H96V141H95ZM168 141L169 140L166 137L164 146H169ZM107 143H109V145L111 146L110 148H106V146L109 147V145H107ZM118 143H119V145H118ZM92 144H94V145L96 144L97 146H102V149L100 147L101 150L97 148V152L88 151V148H86V147H88V145L93 146ZM175 145L177 146V149L179 150L182 148L183 143L176 139ZM232 148H233V144H224L222 146V150H225V151H227V150L231 151ZM7 153H9V155L7 154L6 156H10L9 158L13 160V163L15 166L23 164L24 161L22 162L23 159L20 156L22 153H16L17 155L14 153H13L14 154L13 155L12 152H7ZM89 153H91V154L89 155ZM92 153H94V154H92ZM96 153H98V154H96ZM83 154H84V156H83ZM85 154L89 155L91 158ZM11 155L13 158L11 157ZM92 155L94 157H96L98 155L99 156L94 158ZM104 155H106V156H104ZM49 156H51V157L49 158ZM79 156H82L83 158L79 157ZM85 156L89 157V158H86ZM127 156H128V158H127ZM115 157L116 158L118 157V158L115 159ZM134 157L137 158V160ZM16 158H17V161H15ZM113 158L115 161L120 160V162H122V160H123L122 163L119 162L120 164H118V166L113 168L114 170H112V165H110V164H112V162H115L113 160ZM125 159H128L129 161L128 160L125 161ZM176 159H174V162H176ZM87 160H89V161H87ZM94 160H95V162H94ZM101 160H104V161H101ZM132 160H134V161H132ZM141 160H143V161H141ZM108 166H110V167H108ZM135 166L136 167L139 166V167L136 168ZM139 168L142 169V171L140 170L141 172L138 170ZM199 168H202V167H199ZM1 169L2 168H0V173L1 174L3 173L4 176L6 175V177L2 178L4 184H6V182H7L8 187L10 186L9 187L11 189L10 191L19 190L20 188L16 189V187H22L20 185H23V182H24L23 179L20 178L16 172L12 171L13 173L10 172L11 173L10 174L9 172H7V170H1ZM117 169L118 170L120 169L119 171L121 174L118 172ZM133 169H135V171H133ZM202 169H205V168H202ZM218 170H215V171L218 172ZM2 171H5V172H2ZM183 172H184V170H183ZM6 173H8V174H6ZM136 173H139V174H137L138 176L136 175ZM116 174H117V176H116ZM150 175H152V177H153L155 175V173L152 174V172H150ZM118 177L122 180H120ZM123 177H127V179H129L131 181V183H127L126 181H124L125 179ZM189 178H191V179H189ZM227 178H229V179H227ZM4 179H6V181ZM116 180H117V183H116ZM145 180H146V183H145ZM180 180H181V182H180ZM187 180L190 182H188ZM176 181H177V183L179 182L178 185H176L177 184ZM119 182L120 183L123 182V183L120 184ZM8 183H10V185ZM124 183H126V184H124ZM120 185L123 188L119 187ZM122 185H124V186H122ZM227 186H228V188H227ZM181 188H184L185 190H182ZM117 189H118V191H117ZM150 189L152 190V192ZM233 189H235V190H233ZM259 189H260V191H259ZM146 190L148 192H146ZM200 190H202L204 194ZM204 190H206V191H204ZM222 190H220V192ZM242 190H243L244 194L246 193L244 196H246L248 194L246 197L241 195V194H243V193H241ZM153 191L156 194H154ZM169 192H170V194H169ZM252 192H254V193H252ZM148 193L150 195L152 193L151 196L153 197V200L151 199L152 198L151 196L149 199ZM166 193H168V194H166ZM249 193L253 194L254 196L250 195ZM201 194H202V196H198ZM146 195H148V196H146ZM182 195H184V197ZM218 195H221V196H218ZM249 196H250V198H249ZM107 197H109L110 200ZM142 197L143 198L145 197V199H143ZM185 197H187V198H185ZM247 197L249 199H247ZM252 197L255 198V200ZM256 198L258 200H256ZM162 199H164V200H162ZM105 200H106V202H105ZM154 200H156L155 207H159V206L162 207L163 206L162 207L163 209L161 211L163 214L162 213L161 214L156 213L155 219L151 220L149 216H151L152 211H147V209H148L149 205H151V203L154 202ZM197 200L200 202V204H198L199 202ZM192 201L195 202V204L198 208L196 206H189L188 205V202L191 203ZM260 201H261V203L259 204ZM73 202L78 203V205H79L81 203H84L85 200L83 201L82 199H76V200H73ZM110 203H111V205H110ZM65 205L67 206V207L65 206V209L66 210L69 209L68 203H66ZM200 205L205 210V211H203L205 213L201 212L203 209L200 207ZM232 205H234V204H232ZM126 206L130 207V208H127ZM250 206H251V208H250ZM145 207H147V208H145ZM249 208L251 209L252 214H249L250 213ZM259 208H260V210H259ZM198 209L200 210V213H202L201 214L202 216L205 214L204 218L203 217L200 218L201 215L198 213L199 212ZM66 210L64 212V216L67 215V218H68V216H70V215L67 214L69 212H68V210L67 211ZM245 210H247V212H245ZM255 211H258L257 213L260 215H257V213ZM42 212H43L42 209L40 211H38L36 217H39ZM112 212L104 213V217H102V218L103 219L105 218V219L102 221L106 222L107 221L106 219H108V220L111 219V221H113ZM195 212H197L198 214ZM0 213H2V214H7V213L9 214L10 213V215L13 214V216H15V218L17 220H19L20 217L23 216V215L21 216L20 210L18 209V207L15 205V202H13V201H9L8 203H4V202L1 203L0 202ZM253 213H255V214H253ZM197 215L198 216L200 215V217H198ZM249 215L251 218L249 217ZM175 216L178 217L177 220H176ZM196 216H197V218H196ZM256 216H258L259 218ZM158 217L161 219L159 220ZM205 217L206 218L208 217L209 219H205ZM171 218H172V220L173 219L174 220L172 221ZM132 219H134V220H132ZM144 219H145V221H144ZM200 219H201V221H200ZM215 219H216V221H215ZM242 219H244V220H242ZM196 220H198V223L195 222ZM129 221H133V222H129ZM204 221H206V222H204ZM239 221H240V223H238ZM170 222L171 223L176 222V224H174V223L171 224ZM208 222H210V223H208ZM216 222H218V223H216ZM188 223H189V225H188ZM192 223H193V225H192ZM93 224H95V225H93ZM114 225H115V227H114ZM138 225H140V226H138ZM172 225H174V226H172ZM179 225H181V227L182 226L183 227L181 228ZM239 225L241 227H239ZM76 226H77V228H76ZM165 226H167V227L164 228ZM168 226H170V227H168ZM195 226H198V227L195 228ZM230 226H231V230H230ZM91 227H92V229H93V227H95L94 228L95 230L93 229L90 232ZM102 227H104V229ZM212 227H213V230H211ZM223 227L225 229H223ZM234 227H236V228L234 229ZM97 228H99V229L101 228V230L97 231L96 230ZM109 228H110V230H107ZM113 228H115L116 230ZM175 228H177L176 232H175ZM186 228L187 229L189 228L190 230H187ZM193 228H195V233H194V230H192ZM215 228H216V231H215ZM155 229H157L159 231H157ZM170 229L172 230L171 233L172 232L174 233V234H172V236L170 233ZM222 229L224 230L223 232H222ZM86 230H88V231L86 232ZM149 230H150V232H149ZM160 230H161V232H160ZM168 230H169L170 234H169V236H166V235H168V233H166V232H168ZM178 230L180 232H183L185 230L184 232L189 236H191V234H192V237L189 238V236H188V239H191V240H189L190 244L187 242L188 241L186 239L187 235L184 232L182 233V235L179 234L180 232H177ZM92 231H93L94 237L92 236L93 235ZM99 231H101V232L104 231L102 234L107 233V235L106 234L101 235V233L98 234ZM111 231L113 233L110 234L109 232H111ZM152 231L155 233H153ZM187 231H189V232L187 233ZM79 232H81V233H79ZM200 232L201 233L203 232V233L201 234ZM218 232H220L219 235L225 233L228 236H230V238H228L225 234H224L225 236L222 235V237H221L218 235ZM133 234H135V235H133ZM147 234L150 236H148ZM184 234L186 235V237L184 236ZM210 234H213L212 238L210 237L211 236ZM214 234L217 235L218 237L215 236ZM39 235H41V233ZM193 235L195 237L198 236L197 239ZM42 236H43V238L40 239V242L36 243V247L34 248L35 254L41 253L43 248L45 247V245L48 242L49 243L47 245L50 244V241H48L49 238L44 237L43 234L41 235V237ZM98 236H100V237H98ZM104 236H105L106 240H104ZM120 236H121V232H120ZM133 236L134 237L136 236L137 238L135 237V239H134ZM141 236H143L144 238ZM154 236L155 237L158 236L157 237L158 239H161L160 237H162V239L168 238L167 239L168 241L166 239L158 241L157 238L154 239L155 238ZM174 236H176L175 240H174ZM150 237H152L153 239ZM199 237L201 238L200 240H199ZM220 237H221V242L218 243L217 241L220 240ZM225 237L228 240L224 239ZM100 238L102 239V241L100 240ZM138 238L140 239L139 241H138ZM172 238L175 242L172 240ZM192 238H194V239H192ZM216 238H217V240L213 241ZM25 239H26V237H24V235H20V237H17V238L16 237L14 238V236L12 238H7V240L12 241L13 243H17L18 241L19 242L21 241L20 243H21V246L23 247V249H25V246H26V244L24 243ZM130 239H132V240L130 241ZM151 239L153 241H155V243L157 241V243L156 244L153 243V241ZM177 239L181 240L180 241L181 243L184 242L183 245ZM93 240H95V241H93ZM147 240H149V241H147ZM22 241H24V242H22ZM97 241L101 242V243L103 242V248H96L95 245H93L95 242L98 243ZM163 241H164V243H163V245H161ZM192 241L194 243H191ZM89 242H90V244H89ZM222 242L223 243L225 242L224 243L225 245ZM125 243H126V245H125ZM131 243H133V244H131ZM158 243L161 245V246L160 245L159 246L162 248H160L157 245ZM173 243H174V245H173ZM107 244H109V245L106 246ZM130 244H131V246H129ZM175 244H176V247L179 246L177 248L182 249L181 247H183L184 249H182V251L176 249ZM179 244H181V246ZM191 244H193V245H191ZM214 244H223V245H221L219 247V250H218V248L216 247L217 245H214ZM42 245H44V246H42ZM113 245H114V247H112ZM133 245H135V248L133 247ZM139 245H141V246H139ZM184 245L185 246L188 245L189 248L188 247L187 248L190 251ZM115 246H117V247L115 248ZM138 246H139V249H138ZM173 246H174V249H176V250H174L172 248ZM61 247H63L64 249ZM141 247L144 249L146 247V249H147L146 253L145 252L143 253V249ZM148 247L151 249H149ZM156 247L158 248L157 251H156V249H157ZM37 248H39V249H37ZM113 248H115V250ZM127 248H130L131 250L129 251ZM166 248H168L170 250V252L168 250V252L171 253V256L168 255L169 257H167V254H169V253L167 252ZM65 249H67V250H65ZM164 249L166 250L167 253H164L165 252ZM40 250H41V252H40ZM82 250H84V251H82ZM136 250H137L138 254L140 253V255L135 253ZM177 250H178V252H177ZM49 251H51V252H49ZM162 251H163V254L165 256L162 254ZM183 251H185V252H183ZM186 251L187 252L189 251V254ZM221 251H222V253H221ZM15 252L16 251H14V252L11 251L10 255L14 254ZM157 252H158V254H157ZM224 252H226V254H223ZM141 253L144 255L147 254L148 256L147 255L143 256ZM172 253L173 254L175 253V254L173 255ZM182 253H183V255H182L183 257L181 256ZM207 253H208V255L210 253V255L205 257V255ZM135 254H136V256H135ZM217 255H218V259L215 258ZM160 256H161V258H160ZM212 256H213V258H212ZM157 257H159V259ZM208 257H209V259H208ZM193 258L195 261L193 260ZM210 258H212L213 261L210 260ZM137 259H139L141 261H139ZM205 259L208 260L209 262H206ZM83 260H85V261H83ZM145 260H146V262H145ZM163 261H166L167 263L163 262ZM195 262H197V263H195ZM83 263H80V264H83ZM29 264H32V263H29ZM228 264H234V263L230 261V263L228 262Z\"/></svg>",
  "mask_w": 264,
  "mask_h": 264
},
{
  "label": "built area",
  "instance_id": "obj_3",
  "mask_svg": "<svg viewBox=\"0 0 264 264\" xmlns=\"http://www.w3.org/2000/svg\"><path fill=\"white\" fill-rule=\"evenodd\" d=\"M256 264H264V251H263L262 255L259 257Z\"/></svg>",
  "mask_w": 264,
  "mask_h": 264
}]
</instances>
